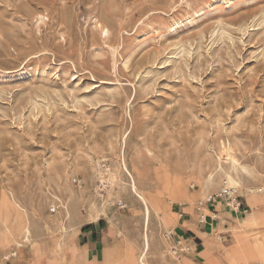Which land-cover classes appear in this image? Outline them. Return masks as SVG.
<instances>
[{
	"label": "rangeland",
	"instance_id": "obj_1",
	"mask_svg": "<svg viewBox=\"0 0 264 264\" xmlns=\"http://www.w3.org/2000/svg\"><path fill=\"white\" fill-rule=\"evenodd\" d=\"M223 172L264 203L249 191L264 187V0H0L3 262L37 264L50 244L54 264H88L76 242L101 227L125 250L105 264H142L127 238L142 248L149 208V264L174 204L231 213ZM93 203H105L95 216ZM245 221L228 245L213 236L208 262L220 249L229 264H264V224Z\"/></svg>",
	"mask_w": 264,
	"mask_h": 264
},
{
	"label": "crops",
	"instance_id": "obj_2",
	"mask_svg": "<svg viewBox=\"0 0 264 264\" xmlns=\"http://www.w3.org/2000/svg\"><path fill=\"white\" fill-rule=\"evenodd\" d=\"M261 188L255 191L257 194H260L259 197H264V192L261 193ZM248 195V193H244L242 197H239L242 200L243 207L241 211L235 214L228 213V209L223 207L222 203L217 204L218 201L212 202V204L209 203V201L200 203L198 200L194 202V205L174 204L172 206V211L179 216L177 224L171 229L175 232V235L174 237L166 238L168 230L165 229L162 231L160 227H158L157 233L160 235V233L163 234L165 232V238L152 243L151 252L154 257L150 260L149 264H187L184 259H188L192 264H229L225 261L222 254H220V249L215 250L214 262H208L205 257V253L208 249L207 243H213V236H218L219 234L222 235V241L233 240L234 235L232 229L239 226V220L245 221V219L252 215L257 208L264 207V203L261 201L262 198L259 200L250 199ZM202 217L205 218L203 219L204 222H202ZM220 218L221 220H219ZM109 230L110 229L104 230L101 227L95 229L94 235L85 245H80L75 241L78 245L76 252L77 256L84 259L88 264H105L106 250L115 249L120 251L121 254H124L125 250L120 243L119 234H108ZM249 232L252 233L251 231ZM127 240L132 244L135 249V255L138 258L144 250L143 242L141 248L140 242L128 238ZM176 241H181L182 244L191 249L188 253H182L179 259H174L170 255L167 256L169 250L172 249ZM42 247L45 254L38 260L37 264H54L53 260H62L60 255L50 250V244L42 245ZM33 258L34 252L31 259ZM29 259L30 258H24L23 260ZM18 261L20 260H17L16 264ZM0 264H6V262L0 259ZM252 264L261 263L256 260L254 263L252 262Z\"/></svg>",
	"mask_w": 264,
	"mask_h": 264
},
{
	"label": "bare ground",
	"instance_id": "obj_3",
	"mask_svg": "<svg viewBox=\"0 0 264 264\" xmlns=\"http://www.w3.org/2000/svg\"><path fill=\"white\" fill-rule=\"evenodd\" d=\"M45 19V17L43 16H40L37 21L38 22H41ZM127 169V168H126ZM233 171L234 172H237L238 171V168L237 166H234L233 167ZM127 173L131 179V185L133 186V190L135 191V193H137V195H140L141 197V200L142 201H145V199L143 198L142 196V193L140 192L139 188H138V185H136V181H135V178H134V175L132 173L129 172V170L127 169ZM221 176H225L226 180L224 181V188H223V191H228V190H239V189H243L242 191H245L246 193L248 192V189H246L245 187L243 188L241 183L238 182L233 176H232V173L229 172L228 174L226 173H220ZM109 177V180L111 179L112 181H115V178H116V173H109L108 175ZM214 179L215 177L211 174H206L205 178L203 181H199V183H201V189L200 190V193L202 194L203 193V199L204 200H209L210 198V195L212 194L213 191H216L214 188L216 187V183H214ZM108 181V180H107ZM250 188V187H248ZM251 193H255V190L253 189H250L249 190ZM198 192V191H197ZM205 193V194H204ZM196 194V193H195ZM250 199H253L251 196H248ZM257 198V197H256ZM259 198V197H258ZM202 199V198H201ZM260 199V198H259ZM106 203V202H105ZM103 203L102 205H96V204H91L90 205V214L93 216H95L96 214H98V212H100V209H101V206L103 207V205L105 204ZM103 210V209H102ZM101 210V211H102ZM238 211L234 210L233 208H231V213L232 214H235L237 213ZM260 212V211H259ZM253 216L251 217L250 220L248 221H245V225L247 224H251V225H254L256 226V228H260L263 224H264V215L262 213H258L256 210L252 213ZM143 217H145V228H144V233H145V236L143 237V249L144 251L142 252V254L139 256V261L143 264V259L145 257V253L146 251L148 250L149 248V244H150V233H149V223H150V220H151V217H150V210L149 208H146L144 209V212H143ZM94 218H97V217H94ZM221 220V218L219 219ZM235 229V228H233ZM26 236V232L23 234V236ZM221 235V234H220ZM24 236V238H26ZM230 244V242H226V245ZM138 261V262H139ZM87 263V262H86Z\"/></svg>",
	"mask_w": 264,
	"mask_h": 264
},
{
	"label": "built area",
	"instance_id": "obj_4",
	"mask_svg": "<svg viewBox=\"0 0 264 264\" xmlns=\"http://www.w3.org/2000/svg\"><path fill=\"white\" fill-rule=\"evenodd\" d=\"M221 197H222V195H216L217 199H219ZM225 198H226L225 201H226V204L228 207L233 208L234 210H236L238 212L242 210L243 204H242L240 198L237 196L236 190L226 191ZM202 222H204V220ZM174 235H175V232H173L172 230L167 231L166 238L174 237ZM190 251H191V249L188 246L182 244L181 241H176L170 252H171L172 258L179 259L180 256L182 255V253H188Z\"/></svg>",
	"mask_w": 264,
	"mask_h": 264
}]
</instances>
